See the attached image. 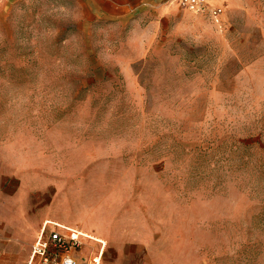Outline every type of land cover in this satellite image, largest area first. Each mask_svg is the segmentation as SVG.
I'll return each mask as SVG.
<instances>
[{"label": "rangeland", "instance_id": "374dc122", "mask_svg": "<svg viewBox=\"0 0 264 264\" xmlns=\"http://www.w3.org/2000/svg\"><path fill=\"white\" fill-rule=\"evenodd\" d=\"M212 2L0 0V217L105 239L80 264H264V0Z\"/></svg>", "mask_w": 264, "mask_h": 264}, {"label": "crops", "instance_id": "0c3cea01", "mask_svg": "<svg viewBox=\"0 0 264 264\" xmlns=\"http://www.w3.org/2000/svg\"><path fill=\"white\" fill-rule=\"evenodd\" d=\"M88 9L93 13L107 17H126L134 15L147 14L159 8L162 0H83ZM220 0H214V2ZM159 4V5H158ZM9 213H4L1 216L7 232L4 235L2 243L9 252L6 255L9 257L10 264H29L31 246L34 243L42 225L48 219L41 221L39 228L37 226L39 219H32L29 216L22 214L17 206H9ZM37 231V232H36ZM82 235L90 240L106 245L105 239L93 232L81 230ZM103 246V248H104ZM100 260L99 256L96 257Z\"/></svg>", "mask_w": 264, "mask_h": 264}, {"label": "built area", "instance_id": "2783aa9c", "mask_svg": "<svg viewBox=\"0 0 264 264\" xmlns=\"http://www.w3.org/2000/svg\"><path fill=\"white\" fill-rule=\"evenodd\" d=\"M197 14L221 17L223 8L212 0H173ZM80 233L64 225L46 220L31 246L29 264H80L70 250L80 246Z\"/></svg>", "mask_w": 264, "mask_h": 264}, {"label": "bare ground", "instance_id": "6f19581e", "mask_svg": "<svg viewBox=\"0 0 264 264\" xmlns=\"http://www.w3.org/2000/svg\"><path fill=\"white\" fill-rule=\"evenodd\" d=\"M66 227V226H65ZM68 228V227H67ZM68 229H71V228H68ZM73 230V229H72ZM79 233V232H78Z\"/></svg>", "mask_w": 264, "mask_h": 264}]
</instances>
